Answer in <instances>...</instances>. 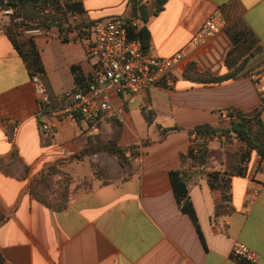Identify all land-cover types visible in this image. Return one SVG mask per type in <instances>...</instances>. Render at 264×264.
Wrapping results in <instances>:
<instances>
[{"label": "crops", "instance_id": "obj_1", "mask_svg": "<svg viewBox=\"0 0 264 264\" xmlns=\"http://www.w3.org/2000/svg\"><path fill=\"white\" fill-rule=\"evenodd\" d=\"M64 1L82 3L85 22L138 20L128 0ZM153 1L143 4L151 8ZM215 12L226 21L223 34L194 46V36ZM0 23V256L7 264H250L233 256L236 242L257 254L255 264H264V161L259 156L253 154L243 175L230 178L226 192L213 190L207 176L195 173L191 159H182L191 143L185 132L140 149L128 171L104 153L66 162L95 136L108 139L111 125L108 118L84 124L39 114L32 77H40L52 107L66 92L81 88L72 69L84 77L93 72L97 58L88 54L91 30L62 33L54 27L50 37L30 38L33 49L25 37L27 61L1 29L4 19ZM144 26L152 54L170 58L185 50L189 57L175 68L171 88L156 86L120 100L115 96L117 107L122 102L111 114L122 123L120 145L155 135L156 125L146 123L143 110H154L163 128L217 127L230 122L229 114L251 117L260 111L264 122V97L255 78L264 71V0H167ZM192 66L236 76L221 84H199L186 78ZM42 122L56 126L53 136L43 135ZM237 144L239 152L246 148ZM103 156L99 164L107 182L95 178L91 167ZM53 165L73 182L62 210L31 194L34 180ZM183 169L189 173L187 189L199 230L173 191L170 173ZM225 202L233 212L217 213Z\"/></svg>", "mask_w": 264, "mask_h": 264}, {"label": "trees", "instance_id": "obj_2", "mask_svg": "<svg viewBox=\"0 0 264 264\" xmlns=\"http://www.w3.org/2000/svg\"><path fill=\"white\" fill-rule=\"evenodd\" d=\"M167 0H154L151 8L143 4V0H128L129 5L133 10V17L140 20L143 26L133 27L131 22L134 19H127V34L129 40H138L142 44L144 50L148 49L150 37L144 24H146L152 16H156L162 9ZM13 10V14L8 15L9 21L2 24L1 29L11 41L15 50L23 55L28 61V56L24 54L23 47H25L24 36L22 30L25 28H47L52 29L57 27L60 32H72L74 30H82V28L92 29L98 22H85L82 16L85 10L80 2H67L64 0H0V12L6 10ZM89 33V32H88ZM92 34L90 31L89 35ZM66 41V39L64 40ZM28 45L33 49V42L31 39L27 41ZM31 68L32 63H29ZM33 67V66H32ZM75 74V82L79 89L87 84L89 77L82 76L77 68L72 69ZM191 70V71H190ZM191 74L186 73V78L193 82L205 85H215L233 79L236 73L227 75H214L211 72H198L193 66L189 69ZM31 72V76H32ZM264 103V100H263ZM262 111L256 113L251 117H247L241 113L229 114L231 120L228 124H221L220 126H212L210 124H200L193 128H184L174 126L170 128H163L156 124L157 114L154 110H143V116L149 126L156 125V137L146 138L141 140L139 144H132L122 146L119 144L121 136L122 123L114 115L108 116L106 119L111 125L112 131L108 139L97 135L90 139L86 147L78 154L69 158L66 162L79 161L85 156H94L101 153H108L118 158L126 171L132 167L133 157L141 154L140 149L157 145L163 142L170 134L177 132H185L191 139L205 138L209 141L219 139L220 142L224 140L233 139L239 143L245 144L246 148L240 152L231 153L233 159L226 162L225 171H213L206 173L213 163V154L215 149L211 144H202L195 151L190 147L186 156H181L183 160L191 159L192 166L195 168V173L201 176H207L209 185L213 190L227 191L230 186V178L233 176H241L245 172L246 165L250 162L253 154H256L264 161V122L262 120ZM230 153V152H229ZM228 153V154H229ZM65 162V163H66ZM95 165V164H94ZM92 167H96L92 166ZM203 167V169H201ZM59 174V169L53 165L41 172V174L34 180L31 186V194L37 199L45 202L48 205L51 203L48 200L46 193L48 192L49 179L52 175ZM97 178L103 179L98 170H95ZM132 173L127 174V178L131 177ZM189 173L183 169L170 173V179L175 194L177 203L184 214H187L199 230L197 215L193 207V203L189 196L187 189V179ZM73 183V182H72ZM72 185V184H71ZM69 188V187H68ZM66 188L63 194H59L56 200L57 205L54 207L62 210L67 207L70 198L71 187ZM53 205V204H52ZM233 208L229 202L217 207V213L231 214ZM0 264H7L0 256Z\"/></svg>", "mask_w": 264, "mask_h": 264}, {"label": "built area", "instance_id": "obj_3", "mask_svg": "<svg viewBox=\"0 0 264 264\" xmlns=\"http://www.w3.org/2000/svg\"><path fill=\"white\" fill-rule=\"evenodd\" d=\"M5 15L13 14L6 10ZM131 26L140 27V21L134 20ZM227 24L220 12H215L203 24L194 36V46H205L211 40L221 36ZM92 38L88 45V54L97 58L93 72L89 76L84 90L66 92L55 107L50 105V95L39 76L32 77V84L38 105L39 114L54 117H70L84 124L99 123L121 108L117 107L115 96L139 95L147 93L151 88L163 86L171 88L174 83V70L189 55L182 50L170 58L157 57L149 50H144L138 40H129L127 24L123 19L96 23L92 29ZM23 36L28 38L50 37L52 29L25 28ZM257 87L264 97V71L255 76ZM40 130L45 137L55 133L53 123L42 122ZM211 144L205 138L191 139L190 147L195 151L202 144ZM264 170V165L262 166ZM233 256L250 264L258 261L257 254L241 242L232 248Z\"/></svg>", "mask_w": 264, "mask_h": 264}, {"label": "rangeland", "instance_id": "obj_4", "mask_svg": "<svg viewBox=\"0 0 264 264\" xmlns=\"http://www.w3.org/2000/svg\"><path fill=\"white\" fill-rule=\"evenodd\" d=\"M1 18L4 19V22L9 21V18H8L7 15H5V13L0 12V22H1ZM0 25H1V23H0ZM26 38H28V37H26ZM28 39H30V38H28ZM224 125H226V124H224ZM156 135H157V133L155 132V135L154 136L152 135V137H149V138H155ZM215 140H213V141L216 142L215 153L213 154L215 157L212 160L213 163L211 164L210 169L212 170L211 172H213V171L215 172L217 170H222L224 172L225 169L227 168L226 165H225L226 162L227 161L229 162L230 159L231 160L233 159V156H232L231 153L239 152V149H238L239 145L237 144L238 142L233 140V139L224 140L222 142H220L219 139H215ZM235 143L237 144L236 149L233 146ZM105 154H108V153H104V155ZM94 156H96V155H94ZM94 156H89V157L92 158ZM109 156H112V155L109 154ZM113 157H115V156H113ZM115 158H117V157H115ZM134 158H137V157H133L132 160ZM103 160H104V156L102 158L99 157V159H97L98 163L95 164V162H92L91 167L96 165L95 168L92 167L95 178H97V176L95 174V170H98V172H100V175L103 176V179H101V178H97V179H99V180H101L103 182H107V180L105 178V177H107L106 171L99 164V162H101ZM118 162H119V160H118ZM133 162H134V160H133ZM119 166L123 167L124 169H127L124 166H122L120 162H119ZM130 169H131V167H130ZM219 172H221V171H219ZM71 184H72V179L70 177H68L66 175V173L62 172L61 170H59V174H56L55 177H54V175L52 176V178L50 177L49 185H48V192L46 193V196H48L49 202L51 204H53V206L57 205L56 200L58 199L59 194H63V192L66 191L65 190L66 188H68V187L70 188L71 187ZM88 186H89V181L85 179L83 187L87 189Z\"/></svg>", "mask_w": 264, "mask_h": 264}]
</instances>
